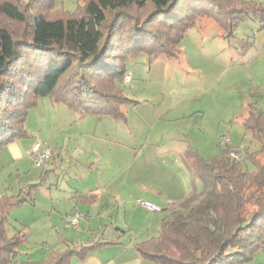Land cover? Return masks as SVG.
<instances>
[{"label":"trees","instance_id":"1","mask_svg":"<svg viewBox=\"0 0 264 264\" xmlns=\"http://www.w3.org/2000/svg\"><path fill=\"white\" fill-rule=\"evenodd\" d=\"M182 2L80 0L74 12L64 9L69 16L50 17L42 7L56 0H0V149L31 136L25 121L39 96L50 94L83 113L125 118L122 106L132 99L118 80H124L130 55L177 56L186 31L201 19H215L228 36L240 19H264V5L253 0H187L186 7ZM37 5L39 11L31 12ZM10 21L23 29L15 34ZM31 52L33 60L27 58ZM242 122L260 145L246 156L255 169L245 168L244 155L236 158L229 150L213 160L187 151L184 159L203 190L171 207L157 235L135 243L142 257L159 264H239L264 248V110L250 101ZM27 194L23 187L0 198V264H71L108 243L74 244L51 249L40 260L19 259L29 233L24 227L9 232L7 212L32 201Z\"/></svg>","mask_w":264,"mask_h":264},{"label":"rangeland","instance_id":"2","mask_svg":"<svg viewBox=\"0 0 264 264\" xmlns=\"http://www.w3.org/2000/svg\"><path fill=\"white\" fill-rule=\"evenodd\" d=\"M56 1L58 4L47 9L42 7L50 17L69 16L64 9L74 12L80 0ZM253 1L264 5V0ZM182 5L186 7L187 0H183ZM39 6H33L31 12H38ZM10 26L15 34L24 27L12 21ZM233 34L228 36L213 18L201 19L186 31L177 56L152 58L145 51L130 55L126 68L127 72H132L133 79L129 82L118 80L132 99L122 106L125 118L83 113L63 101L54 100L50 94L39 96L36 105L29 108L25 121L31 136L21 139L22 142L28 148L35 140L46 141L54 151L50 162H65L59 163L62 168L57 172L45 166L50 179L58 175L68 178L70 162H101V174L105 177L113 176L118 170L124 175L135 173L146 183L160 181L174 193L178 184L185 186L187 191L201 192L203 181L199 177L192 178L180 153L190 144L205 158H216L227 145L221 136H231L229 152L241 150L245 168L254 170L255 164L246 156L248 150H260V145L251 140L242 120L250 101L264 110L263 16L252 14L238 20ZM33 57L34 52H31L27 58L33 60ZM1 150L4 147L0 153L5 152ZM2 154L0 165L9 161L8 155ZM26 157L27 163L22 165L20 173L15 172L11 177L6 175L8 172L3 173L1 177H8L11 184L1 185V194L18 193L27 178L41 174L44 166L37 167L29 155ZM85 167L79 170L93 178L98 176L97 171L91 172ZM34 189L27 188L33 193ZM43 193L39 192L36 205L27 201L8 208V231L24 226L29 233V240L19 249V259H40L47 248H64L62 242L59 244L60 228L46 225L55 216L42 210L46 202L42 199L46 196ZM133 199L132 196L129 201ZM142 200L147 198L139 199L136 207H145ZM150 200L162 207L158 201ZM111 210L107 208L113 214ZM144 212L142 209L128 212L127 219L134 230L127 231L125 237L134 234L142 239L158 234L165 211H153L154 214L147 217ZM112 216L117 221L119 217L122 221L125 218L124 213L121 217L116 211ZM101 227L103 232L104 224ZM146 262L159 264L148 259ZM239 264H264V248L252 259Z\"/></svg>","mask_w":264,"mask_h":264},{"label":"crops","instance_id":"3","mask_svg":"<svg viewBox=\"0 0 264 264\" xmlns=\"http://www.w3.org/2000/svg\"><path fill=\"white\" fill-rule=\"evenodd\" d=\"M36 141L38 140H35L33 144ZM44 142L47 144L46 141ZM231 142L232 138L230 136L228 142H225L227 145L224 147L225 149L223 148L222 154L226 153V150H230L232 148L230 144ZM32 146L26 148L27 146L21 139L11 141L4 146V150L1 151H5L2 153L8 155L9 161L0 165V188L1 185L5 186L10 182L8 177L6 178L5 176L4 179L1 177L4 172L5 174L8 172L6 175L9 177H11L15 172L20 173L22 165L27 163L26 160L28 158L26 157V154L29 155L30 160L33 162L30 155ZM63 148L64 146H61V149ZM190 149H195V147L190 144L187 145V147L180 153V156L184 161V164L189 169L192 178L196 179L191 167L184 159L186 152ZM2 153H0V157L3 155ZM53 155L54 151L52 149L51 156ZM216 158L207 159L213 160ZM49 159L44 163V168L41 171V174L36 177L27 178L28 181H26L25 185L21 186L20 189L25 187L27 190V188L31 185H38L34 193L32 190H28L27 195L30 196V198H33V200L27 201L31 202L33 205H36L37 203L39 192L41 190L45 192L43 195L46 196H42V199L46 200V202L43 203L42 210L50 212L55 216L52 217L46 225H51L54 229L60 228L62 231V235L60 236L61 241L59 244L62 242L64 248L54 250L59 251L65 249L69 245L89 243L97 240L108 242L93 249L83 258H74L71 264H150L149 262H146V258L142 257L135 247L136 242L150 236L142 239H138L134 234L130 237H125V235L129 233L127 231L134 230V226L127 219L128 212H132L135 209H142L145 211V217H147L150 213L154 214L153 211L162 210L167 213L171 207L177 205L183 198L194 191H187L185 186L178 184L177 192L174 193L172 188L168 189V186L160 181H157L155 184H152L151 181L146 183L135 173L124 175V173L118 170L113 174V176L105 177L101 174V162H70L71 168H68L67 170V172L70 173L67 176L68 178L58 175L55 178L53 177V179H50L48 176L49 169L45 170V166L51 167V170L54 172H57V170H60L62 167L58 166L60 162L57 164V162L54 161L50 162ZM1 160L2 158H0V162ZM61 164H65V162H61L60 165ZM83 166H86L88 169L90 168L91 172L97 171L98 176L93 178L92 176H89V174L85 175L83 170H79V167ZM133 182H136L137 184L133 185ZM4 194H15V192L0 193V198ZM55 195L56 197H54ZM132 196L134 199L130 202L129 200ZM141 198L158 201L162 204L161 210H154L143 206L136 207V205H138L136 202L139 199L141 200ZM107 208H112L113 211H111L113 214L116 211L117 215L119 214L121 217L124 213V221H122L119 216L120 220L118 219L117 221L114 216H112L113 214L107 211ZM76 211H79L81 214L78 223L68 224L66 215H74ZM161 220L159 224H161ZM120 221L123 223H118ZM22 224L25 225L24 223ZM101 224H104L105 226V230L103 232ZM110 225L113 226L110 227ZM43 226L45 227V225ZM116 230H118V233H116ZM107 232H109V235ZM101 234L103 235L100 236ZM50 250L51 248H47V252ZM45 254L40 259H42ZM31 259L40 260L34 258Z\"/></svg>","mask_w":264,"mask_h":264},{"label":"built area","instance_id":"4","mask_svg":"<svg viewBox=\"0 0 264 264\" xmlns=\"http://www.w3.org/2000/svg\"><path fill=\"white\" fill-rule=\"evenodd\" d=\"M133 79L132 72H127L124 81L129 82ZM222 140L225 142H228L229 137L228 136H221ZM230 154L236 158H242V153H238L235 151H231ZM30 155L33 159V162L36 166L40 167L43 166L44 163L51 157L52 155V148L46 144L44 141L38 140L36 141L31 149ZM141 204L144 205L147 208H151L154 210H161V207L151 200H142ZM81 217V214L79 211H76L74 215H66L67 223H78L79 218Z\"/></svg>","mask_w":264,"mask_h":264}]
</instances>
